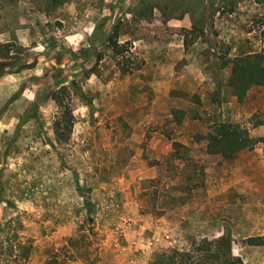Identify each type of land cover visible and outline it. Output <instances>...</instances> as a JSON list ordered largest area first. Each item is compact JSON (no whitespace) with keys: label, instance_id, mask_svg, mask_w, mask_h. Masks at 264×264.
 I'll use <instances>...</instances> for the list:
<instances>
[{"label":"rangeland","instance_id":"374dc122","mask_svg":"<svg viewBox=\"0 0 264 264\" xmlns=\"http://www.w3.org/2000/svg\"><path fill=\"white\" fill-rule=\"evenodd\" d=\"M113 1L69 0L52 9L48 0H0V44L16 46L7 47L6 62L14 65L6 72L12 73L0 75V260L18 242L31 243L32 250L26 262L15 264L54 258L64 264H153L157 257L174 260L172 252L201 241L229 237L233 257L264 264V245L248 243L264 239V100L252 94L248 109L244 100L237 102L238 117L222 108L220 92L231 91L228 78L222 83L230 67L221 64L233 57L215 39L214 24L217 11L253 6L255 15L240 20L238 36H249L264 55V0H208L207 18H195L192 36L210 38L224 69L211 98L212 119L200 108L196 114L173 109L167 117L163 105H152L150 85L140 84L149 75L137 74L144 61L134 56L131 42L123 60L106 47L107 22L118 33L122 28L112 8L123 0ZM174 3L177 14L178 6L190 10ZM103 9L110 15L102 17ZM126 58L133 68L142 66L121 75L115 64ZM57 91L74 117L64 142L55 137L62 114L52 98ZM222 123L239 124L261 141L231 159L210 155L195 136ZM253 129L259 131L253 135ZM155 132L162 137L153 139Z\"/></svg>","mask_w":264,"mask_h":264},{"label":"crops","instance_id":"0c3cea01","mask_svg":"<svg viewBox=\"0 0 264 264\" xmlns=\"http://www.w3.org/2000/svg\"><path fill=\"white\" fill-rule=\"evenodd\" d=\"M154 1L149 20L134 16L133 9L138 5L139 0H123V3H120L117 8H112L113 17L120 20L122 27L118 33V41L120 43L130 41L134 56L144 61L143 68L138 70L137 74L149 75L148 81L141 80L140 84L150 85L153 93V106L156 104L163 105L167 117L173 109L186 111L190 108L193 110V114H196L200 108L202 117L212 119L215 105L211 102V98L221 86L220 73L224 69H221L220 65L217 64L219 53L216 48L210 46V38L206 34L196 36L191 34L196 26L195 18L197 16L200 19L202 16L203 18L205 16L204 19L207 18L210 7L208 0ZM176 1L184 2L182 6L188 5L190 10H182L178 6L177 11L179 13H175L171 3H176ZM111 2L114 1L110 0ZM121 7L123 9H120ZM249 9L244 12V8L239 7L231 13H220L219 11L215 13L214 24L215 27L219 26L218 35L215 39H221L223 43L229 46L228 57L234 58L259 51V47L256 46L253 39L250 42L247 40L249 36L246 40L238 36L240 20L244 21L246 17L255 15V8L251 6ZM103 10L102 17L110 15L109 10ZM107 23V28L104 30L106 36L111 31V26L108 28L109 22ZM225 24L230 25V29L226 27L227 32L224 27ZM126 28L129 30L123 31ZM220 28L222 29L221 33L219 32ZM185 39L189 41L186 48L184 46ZM220 43L218 42V44ZM227 78L225 76L222 83H225ZM252 94L257 100H264V87H253L247 93L244 99L247 109L250 107L248 99L250 102ZM220 100L222 108L229 106L230 112L238 117L235 111L239 103L231 93L225 96L224 91H221ZM255 109L257 107L253 106L254 111ZM150 122L151 124L158 123L152 117ZM160 123L162 125V122ZM258 131L253 129L250 132L254 135ZM158 135L160 134L155 132L153 139ZM160 136L162 137V135Z\"/></svg>","mask_w":264,"mask_h":264},{"label":"trees","instance_id":"16d2710c","mask_svg":"<svg viewBox=\"0 0 264 264\" xmlns=\"http://www.w3.org/2000/svg\"><path fill=\"white\" fill-rule=\"evenodd\" d=\"M52 9H56L68 3L69 0H48ZM153 5L144 0H139L138 5L133 9L134 16L138 18H150L152 13ZM98 29V28H97ZM194 31V28H193ZM96 28L92 35H96ZM189 41L185 39L184 46H188ZM106 47L111 49L114 55L121 57L123 60L125 54L130 55L131 44L125 42L120 44L118 41V28L115 26L110 33L107 35L105 40ZM14 45L0 44V75L6 72L7 67L14 64L6 62L10 60L9 50L7 47ZM84 59L88 58V52ZM102 56L97 55L95 57L96 62L101 61ZM124 62L121 60L116 61V67L118 68L121 75H128L138 70L139 66L133 68L129 58H126ZM230 67V74L227 80V86L230 88L231 95L236 98L237 102H241L247 96V93L253 87H264V55L262 53L244 54L236 56L227 61H223L221 67ZM20 70L24 69L23 66L19 67ZM53 100L62 108V114L54 123L55 137L59 142L67 140L68 134H70L73 124L74 117L72 111L69 108V102L59 92H54L52 96ZM178 113V112H174ZM260 124H255L256 127ZM195 141L206 142V152L210 155H219L223 159L233 158L239 151L243 149L252 148L260 140H255L250 137L249 132L246 128L235 123H222L216 124L211 128V132L207 136H195ZM183 146L179 143H173V148H182ZM1 231V230H0ZM249 245H264V239L255 242L252 239H248ZM32 250V244L29 243L27 246L16 243L12 245L10 254L7 260H0V264H15L20 262H26L30 256ZM172 258L157 257V260L153 264H244L242 261L233 257L231 254V240L229 237H221L218 240L208 242L206 240L194 244L192 248L187 252H172ZM210 261V262H209ZM211 261H214L212 263ZM46 264H64L59 262L56 258L50 259Z\"/></svg>","mask_w":264,"mask_h":264}]
</instances>
